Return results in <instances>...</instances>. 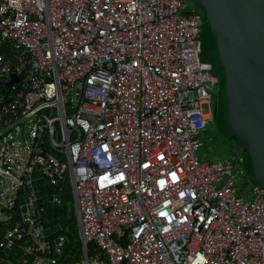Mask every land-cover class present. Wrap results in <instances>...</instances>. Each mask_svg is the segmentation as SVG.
<instances>
[{"label":"built area","instance_id":"built-area-1","mask_svg":"<svg viewBox=\"0 0 264 264\" xmlns=\"http://www.w3.org/2000/svg\"><path fill=\"white\" fill-rule=\"evenodd\" d=\"M201 23L187 0H0V264H264V190L197 154Z\"/></svg>","mask_w":264,"mask_h":264},{"label":"water","instance_id":"water-1","mask_svg":"<svg viewBox=\"0 0 264 264\" xmlns=\"http://www.w3.org/2000/svg\"><path fill=\"white\" fill-rule=\"evenodd\" d=\"M203 9L200 59L218 77L215 122L237 140L264 190V0H192Z\"/></svg>","mask_w":264,"mask_h":264},{"label":"rangeland","instance_id":"rangeland-1","mask_svg":"<svg viewBox=\"0 0 264 264\" xmlns=\"http://www.w3.org/2000/svg\"><path fill=\"white\" fill-rule=\"evenodd\" d=\"M189 12H203L204 10L196 7V4L192 0H187ZM212 99V104L215 106V99ZM201 145L197 151V154L202 161H215L221 160L224 158L232 157L233 155H238L241 158V162L244 163V152L242 146L237 140H232L226 137L218 128L217 123L215 122L211 126H208L203 130L198 136ZM242 177V175H240ZM237 184L241 189L239 193L246 197L247 199L251 198L250 187L252 182L249 178L242 180L240 177H237ZM68 207L72 214L75 213L73 201L68 202ZM74 211V212H73ZM72 223L77 226V221L73 219Z\"/></svg>","mask_w":264,"mask_h":264},{"label":"flooded vegetation","instance_id":"flooded-vegetation-1","mask_svg":"<svg viewBox=\"0 0 264 264\" xmlns=\"http://www.w3.org/2000/svg\"><path fill=\"white\" fill-rule=\"evenodd\" d=\"M216 99V98H215ZM215 105H216V100H215ZM212 108H213V111H214V117H215V106L212 104ZM215 123V121H214Z\"/></svg>","mask_w":264,"mask_h":264},{"label":"trees","instance_id":"trees-1","mask_svg":"<svg viewBox=\"0 0 264 264\" xmlns=\"http://www.w3.org/2000/svg\"><path fill=\"white\" fill-rule=\"evenodd\" d=\"M190 12H194V11H190ZM2 236V229L0 228V238Z\"/></svg>","mask_w":264,"mask_h":264}]
</instances>
